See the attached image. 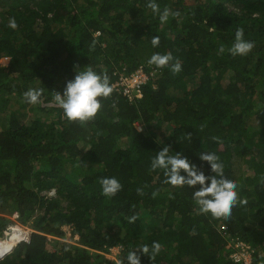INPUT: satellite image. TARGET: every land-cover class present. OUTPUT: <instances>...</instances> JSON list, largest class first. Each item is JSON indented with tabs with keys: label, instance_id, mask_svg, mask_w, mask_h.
<instances>
[{
	"label": "trees",
	"instance_id": "obj_1",
	"mask_svg": "<svg viewBox=\"0 0 264 264\" xmlns=\"http://www.w3.org/2000/svg\"><path fill=\"white\" fill-rule=\"evenodd\" d=\"M148 2L0 0V58L9 59L0 65V236L13 213L32 228L0 264H121L154 241L160 253L141 254V264H245L232 259L241 242L254 248L251 264H264V0H156L179 13L163 23ZM238 28L255 47L234 57ZM157 52L182 71L149 65ZM85 67L106 71L114 91L81 125L54 97ZM138 68L147 75L140 96L125 94L115 83ZM30 88L43 89L40 104L24 101ZM166 145L205 175L199 156L215 153L247 204L228 220L201 214L198 186L173 187L151 169ZM112 177L122 190L107 198L98 181ZM113 246L118 262L105 255Z\"/></svg>",
	"mask_w": 264,
	"mask_h": 264
},
{
	"label": "clouds",
	"instance_id": "obj_2",
	"mask_svg": "<svg viewBox=\"0 0 264 264\" xmlns=\"http://www.w3.org/2000/svg\"><path fill=\"white\" fill-rule=\"evenodd\" d=\"M146 7L151 10L154 16L158 15L162 23L167 22L170 15L174 17L179 16L178 12H171L168 8H164L163 11H161L156 0H149ZM8 27L11 29H16L18 27L14 17L9 18ZM97 34L98 32L94 33V35ZM243 36V28H238L235 33L234 43L229 49H227L229 54L234 57L238 55L245 56L255 47L253 41H247ZM159 39V36L152 37L151 44L153 47L159 46ZM218 51L223 54L225 52L224 46L221 45ZM2 58L8 59V57ZM147 63L161 69L170 66L173 75L182 71L181 62L178 59H175L174 61V57L170 52L165 54L158 52L154 53L148 59ZM136 70L132 73H135ZM113 91L114 89L110 84V77L106 71L98 74L91 67H85L82 71H76L74 79L66 83L62 94L60 92H55L54 99L56 104L63 110L64 117L69 122H79L81 125H85L87 122L94 120L97 113L101 110L102 104L100 98H109ZM42 94L43 89L30 88L23 93V99L28 104L37 105L41 103ZM134 96H136V92ZM191 136V133L185 134V137L189 141ZM212 139L216 140L217 138L213 137ZM171 153L170 146H164L151 160L150 167L152 170H162L163 175L166 178L164 183L170 184L173 187H183L186 185L194 188L198 186V189L193 192V198L201 214H211L215 219L228 220L232 216V210L234 207L238 204H247L246 199H241L239 197L238 183L235 180L228 179L224 176V165L220 162L219 157L215 153L202 152L199 156V159L202 162H207L210 166V171L213 175H205L200 168L195 164L190 163L181 153ZM98 182L101 185V194L107 198L114 197L122 190V184L115 177L101 178ZM136 192L138 195L144 194L143 188H137ZM47 193L54 194V191L51 189L47 191ZM158 194L159 190L152 192L151 195L155 198ZM13 214L16 215V213ZM137 218L138 217L134 214L128 219V222L133 223ZM22 225L14 222L9 223L4 228L1 239L6 237V232H11V226L19 227L22 232L28 230ZM31 231L32 228L28 230V240ZM24 237L25 234L22 238ZM22 238L17 241L11 249H6V251H8L6 254L3 255V253H0V255H2L0 256V259L9 255L19 243L27 242ZM75 239H77V236H75ZM115 247H118V250L121 253V247L119 246L109 248ZM109 248L108 251L105 252L107 258H109ZM161 248L162 245L159 242L154 241L151 247L145 244L139 249L129 251L126 257L122 258L121 264H125V259L127 264H141V254L146 255L150 261H154L156 256L160 253ZM112 260L118 262V258H112Z\"/></svg>",
	"mask_w": 264,
	"mask_h": 264
},
{
	"label": "built area",
	"instance_id": "obj_3",
	"mask_svg": "<svg viewBox=\"0 0 264 264\" xmlns=\"http://www.w3.org/2000/svg\"><path fill=\"white\" fill-rule=\"evenodd\" d=\"M140 75L144 76V78H142L143 80L141 79L140 81H135L134 85L130 84L129 81H127L131 77L141 78V77H139ZM146 79H147V75L145 74V72H143L140 68H138V70H136L135 73H132L129 76H121L118 79V81L115 83V85H119V86L123 87L124 93H127V94L130 93V90L134 89L136 91V94L138 93L140 96V88L139 87H140L141 83L144 82ZM15 227L17 228V230L19 229V227H17V226H15ZM24 233H25V237L22 239L25 241H28V230H24ZM239 244L241 246L240 250L238 252H235L232 254L233 261L234 262H243L245 264H251L254 248L251 247L247 243L241 242ZM112 249L113 248H109V251H112Z\"/></svg>",
	"mask_w": 264,
	"mask_h": 264
},
{
	"label": "rangeland",
	"instance_id": "obj_4",
	"mask_svg": "<svg viewBox=\"0 0 264 264\" xmlns=\"http://www.w3.org/2000/svg\"><path fill=\"white\" fill-rule=\"evenodd\" d=\"M7 63H8V59L7 58H0V65H6ZM139 77H141V78L131 77L128 80L127 79L126 80L129 81L130 84L134 85L135 81H140L142 78H144V76H142V75H140ZM131 91L134 92L133 90H130V94H131ZM131 96H132V94H131ZM136 96H139V94L137 93ZM135 126H136L137 129H140L142 127L139 122H136L135 123ZM13 215H9L8 218L11 219L12 222L17 223L19 225H22V223H20V221L18 219L17 214L14 215V216ZM22 226L24 228H27L28 230L31 229V226H28V224H23ZM63 228L65 230V233L68 236L70 234L69 229L67 228V226H65ZM17 236H18V234L15 232L9 239H6L7 240V243L9 244V246H11V245H13L15 243V239H16ZM1 237H2V235L0 236V239H1ZM119 253L120 252L118 250V247H115V248L112 249V251H110L108 253V257H109V259L118 258Z\"/></svg>",
	"mask_w": 264,
	"mask_h": 264
},
{
	"label": "bare ground",
	"instance_id": "obj_5",
	"mask_svg": "<svg viewBox=\"0 0 264 264\" xmlns=\"http://www.w3.org/2000/svg\"><path fill=\"white\" fill-rule=\"evenodd\" d=\"M21 229H18L17 230V228L16 227H13V226H11V232L10 231H8L7 233H6V237L5 238H3V240L4 239H9L15 232L18 234V236L16 237V239H15V243L13 244V245H11L10 247H8V248H5V249H1L0 248V253H3V255L4 254H6L8 251H6V249H11L15 244H16V242L17 241H19L21 238H22V236L25 234L24 232H22V231H20ZM2 243H3V241H2ZM1 243V244H2ZM0 244V245H1ZM0 256H2V255H0Z\"/></svg>",
	"mask_w": 264,
	"mask_h": 264
}]
</instances>
